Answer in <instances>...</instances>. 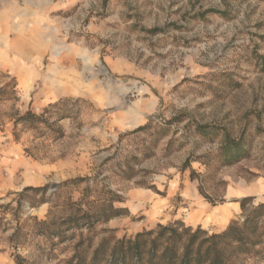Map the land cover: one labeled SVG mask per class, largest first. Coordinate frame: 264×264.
I'll use <instances>...</instances> for the list:
<instances>
[{
    "label": "rangeland",
    "instance_id": "374dc122",
    "mask_svg": "<svg viewBox=\"0 0 264 264\" xmlns=\"http://www.w3.org/2000/svg\"><path fill=\"white\" fill-rule=\"evenodd\" d=\"M0 32L14 49L0 51V73L17 91L0 103V207L46 187L5 216L0 264L89 262L106 238L196 229L194 195L211 208L244 191L247 211L264 204V0H0ZM60 100L47 118L62 135L14 128ZM86 187L88 201L119 196L126 215L71 225L64 206ZM145 193L169 204L151 211ZM51 208L60 234H41ZM254 250L235 264H264V239Z\"/></svg>",
    "mask_w": 264,
    "mask_h": 264
},
{
    "label": "trees",
    "instance_id": "16d2710c",
    "mask_svg": "<svg viewBox=\"0 0 264 264\" xmlns=\"http://www.w3.org/2000/svg\"><path fill=\"white\" fill-rule=\"evenodd\" d=\"M6 78L7 75L0 73V103L17 99L15 80L11 78L9 81H4ZM61 103L63 102L60 100L48 105L40 115L31 111L19 115L14 119V128L39 130L44 126L52 133L62 135L60 129L55 128L54 123H50L47 118L49 110L58 108ZM45 190L46 187L24 188L16 195L18 197L16 208H12L11 203L0 207V225L9 212L19 210L20 200L26 193H39ZM104 195L106 196L104 200L88 201L91 190L86 187L78 203L69 202L64 206L65 209H70L67 221L74 227L85 225L92 228L96 223H106L113 218L126 215V208L114 206L115 202H120L119 196L109 191ZM247 201V198H244L240 202V208L244 213L243 221L229 223L220 233L209 234L200 227L192 229L181 221L169 222L166 225L158 224L152 230L137 233L134 237L103 239L94 250L89 262L78 257L74 264H235L241 255L255 252L254 249L264 239V204L247 211ZM40 203L44 201L41 200ZM36 226L41 234L55 235L60 234L61 231L52 208L48 212L47 220L37 222ZM15 230L11 238H18L19 241L21 229L16 226ZM14 262L27 264L18 254L14 256Z\"/></svg>",
    "mask_w": 264,
    "mask_h": 264
},
{
    "label": "crops",
    "instance_id": "0c3cea01",
    "mask_svg": "<svg viewBox=\"0 0 264 264\" xmlns=\"http://www.w3.org/2000/svg\"><path fill=\"white\" fill-rule=\"evenodd\" d=\"M9 40L10 38L6 36L5 32H0V51H4L8 57H11L13 56L12 54H14V49L12 47V42ZM32 56L35 57L36 54L33 53ZM230 196L236 197L238 199L239 197L245 198L251 197L253 195L244 191L238 192V194H232ZM194 200L197 202V204L190 213V225L203 228L204 226H210L216 233L222 232V230H224L226 226L233 220V214L238 213L240 210L239 201L221 204V206L211 208L207 204L202 203L197 195H194ZM144 201L145 205L149 203L151 205V211H154L159 210L169 204L170 200L145 193Z\"/></svg>",
    "mask_w": 264,
    "mask_h": 264
}]
</instances>
